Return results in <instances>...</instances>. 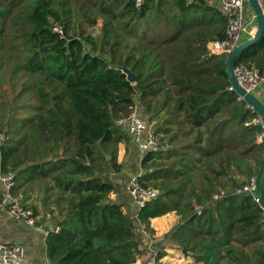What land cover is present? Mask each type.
Returning a JSON list of instances; mask_svg holds the SVG:
<instances>
[{
  "label": "trees",
  "instance_id": "1",
  "mask_svg": "<svg viewBox=\"0 0 264 264\" xmlns=\"http://www.w3.org/2000/svg\"><path fill=\"white\" fill-rule=\"evenodd\" d=\"M97 24L96 35L86 29ZM224 31L203 1L0 0V162L15 181L33 170L54 196L52 264H133L139 226L172 211L163 252L187 264H264V211L236 192L252 175L262 184L264 129L247 124L257 113L230 89L227 55L208 49ZM237 63L264 76V33ZM137 103L168 147L141 161L142 183L159 195L134 217L112 175L125 165L119 145H132L115 119Z\"/></svg>",
  "mask_w": 264,
  "mask_h": 264
},
{
  "label": "built area",
  "instance_id": "2",
  "mask_svg": "<svg viewBox=\"0 0 264 264\" xmlns=\"http://www.w3.org/2000/svg\"><path fill=\"white\" fill-rule=\"evenodd\" d=\"M147 0H135L136 6L141 7ZM205 2L214 6L225 20V37L223 39L212 40L208 43V49L213 54H231L240 44L244 42L245 36L253 33L248 27L247 5L249 0H186L187 4ZM264 9V1L260 0ZM50 29L54 34L63 37L65 34L64 24L50 18ZM255 33V32H254ZM254 35V34H253ZM252 35V36H253ZM249 37V38H250ZM248 38V39H249ZM235 76L239 84L246 92L256 94L264 86V76L256 69L244 63H236L234 67ZM231 90H234L232 85ZM136 105L127 115L119 116L115 119V124L122 127L131 137L132 144L136 145L140 151V165L144 156L154 150L166 149L159 134L153 129L147 119L141 115ZM247 107L255 112L247 104ZM257 113V112H256ZM247 124H256L264 129V119L257 113V117ZM263 137L261 140H263ZM9 139L5 134H0V147ZM142 169L132 174L127 182V188L132 202L139 210L149 201L157 198L159 191L152 187H146L141 181ZM0 184L5 188L4 194L0 197V209H7L9 213L17 219L23 220L27 225L37 230L43 228L37 222V216L33 208L27 206L21 199L17 198L12 192L16 187L15 173L4 172L0 162ZM237 193H245L252 196L253 200L261 205V183L257 175H252L236 190ZM200 213V208L197 207ZM141 233L147 238L152 237V232L144 224L139 226ZM150 258L147 264H157L160 259L161 248H155L152 243L147 246ZM25 257V247L20 243L4 242L0 240V264H23Z\"/></svg>",
  "mask_w": 264,
  "mask_h": 264
},
{
  "label": "crops",
  "instance_id": "3",
  "mask_svg": "<svg viewBox=\"0 0 264 264\" xmlns=\"http://www.w3.org/2000/svg\"><path fill=\"white\" fill-rule=\"evenodd\" d=\"M247 18L249 22L248 27L251 31L253 30V35L254 32H256L258 20L251 4L247 5ZM249 37L250 36H245L244 41H246ZM255 95L264 103V86ZM137 108L141 113L147 115L143 107ZM262 137V135L259 136L257 138V142H262ZM119 158L120 162L124 161L126 163L125 166L128 167L126 168L127 170L124 169L125 174L127 175L130 174L127 171L130 170L131 164L135 163L134 161L138 160V166L140 167V151L134 144L130 146L129 150H127L125 144H120ZM128 160L131 162H128ZM25 169L26 168L23 167L21 170L17 171L19 175L16 179V188L14 192L17 198L21 199L27 206H30L35 210L37 222L41 224L43 228L40 230L32 228L23 220L14 218L7 209L3 208L0 209V240L4 242L20 243L25 247V257L23 264H52L47 257L46 249L49 233L57 230V206L53 201L54 196L52 193L43 187L44 183L42 182L41 178L31 177V175H29ZM4 192L5 188L2 184H0V197L4 194ZM113 196L118 198V200L124 204L123 209L125 212L134 217L137 216L138 209L132 202L128 192L127 184L126 187H124V183L121 184L120 190ZM178 220L179 216L175 211L152 219L150 222L152 237L147 238L140 231V246L142 249V255L141 257L137 258L133 264H147L150 258V255L147 251V246L152 243L155 236L158 237V235L161 233L167 234L168 230H172L175 227H173V225H175L174 223H177ZM164 245L168 246V242L165 237L161 240L162 252V246ZM167 250H170L169 247L164 248V252ZM172 250L176 251L174 249ZM176 252L181 253L179 251Z\"/></svg>",
  "mask_w": 264,
  "mask_h": 264
},
{
  "label": "water",
  "instance_id": "4",
  "mask_svg": "<svg viewBox=\"0 0 264 264\" xmlns=\"http://www.w3.org/2000/svg\"><path fill=\"white\" fill-rule=\"evenodd\" d=\"M253 10L256 14L258 20V26L256 32L249 39L240 44L231 54L227 56V68L228 73L231 79V85L233 89L237 92L239 99L244 100L246 104L250 105L255 112H257L264 119V103L257 98L256 95L248 93L245 89L239 84L235 73L234 67L237 63L239 55L248 47L254 45L264 33V9L260 0H249ZM129 78L132 82H135L136 77L133 73H129ZM261 208L264 211V178L261 184Z\"/></svg>",
  "mask_w": 264,
  "mask_h": 264
},
{
  "label": "rangeland",
  "instance_id": "5",
  "mask_svg": "<svg viewBox=\"0 0 264 264\" xmlns=\"http://www.w3.org/2000/svg\"><path fill=\"white\" fill-rule=\"evenodd\" d=\"M86 29L93 33L94 35L98 34L100 32V24H97V25H94V26H87ZM137 106H139V104L137 103ZM144 115V114H143ZM145 118L147 119L148 121V115H144ZM149 123V121H148ZM150 125L153 126V124L149 123ZM153 129L155 130V127L153 126ZM118 161L120 162V158H119V152H118ZM128 162H131L128 160ZM135 163L134 164H131L130 166V170H128L127 172L130 173V174H125V170H127L126 168H128L127 166L124 165V169L122 170L121 173L119 174H113L112 178H117L118 177V180L121 184L124 183V187H126V184L128 182V179L130 178V176L134 173H136L138 170H139V161H134ZM126 164V163H125ZM28 174H31L33 173V170H28L27 171ZM263 178H264V166L262 168V181H263ZM176 225V223H174ZM173 225V227L175 226ZM172 229V228H170ZM170 230H168L167 232H169ZM166 236V233L165 234H160L158 235V237L155 236V238L153 239L152 241V245L155 247V248H159L161 247V240ZM147 242V240H146ZM164 253V255H162L159 259V261L157 262V264H187L189 263V259L186 258V256L182 253H178L176 251H173L172 249L170 250H167L165 252H162ZM191 264V263H190Z\"/></svg>",
  "mask_w": 264,
  "mask_h": 264
}]
</instances>
